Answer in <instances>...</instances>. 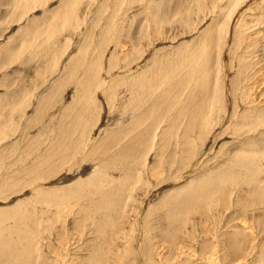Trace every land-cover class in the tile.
<instances>
[{
	"label": "rangeland",
	"instance_id": "rangeland-1",
	"mask_svg": "<svg viewBox=\"0 0 264 264\" xmlns=\"http://www.w3.org/2000/svg\"><path fill=\"white\" fill-rule=\"evenodd\" d=\"M60 1L61 0H52L50 2L49 0H47V5L46 3L44 4L45 7H39L41 4L39 2L31 3L30 1H27V6H25V9H23L24 7H21V5H17L16 0H0V65L2 63L5 64L3 66H0V118H2L0 119V211L2 209L14 208L19 203H21L20 208L24 207L25 205H28V201L31 202V200L38 196L37 194H33L34 191L42 189L43 191L47 192L50 191V189H53L52 187L56 185L64 186L67 185L68 181L71 182L73 180H76L77 178H85V176H87V172L91 168H94V170L96 171L102 169V167L105 168L102 170L108 171L109 169V172L106 171L107 173H109V177L111 174H113L111 175V177H116L115 179L118 180V177H121V174L119 172L122 173V170H125L126 164H129V162L130 165L131 162H138L139 165L137 167L146 162L145 166H141V169L138 170V172L142 173V176L140 177V174L137 175L138 179L140 178V180L136 182L139 188L135 189L134 193L136 196H134V194L133 196H131L130 193L132 192H129L128 190H126V188H124L122 191L123 195L121 196L123 197L121 198L122 202L117 209L118 214L122 215L124 209H127L128 207L129 210L126 214L130 216L131 220H135L131 221V223H135L134 228L137 229L139 227L138 223L140 226L144 225L141 224L140 221H145L144 219L147 216V210L149 209V207H151L152 209L154 204L159 202L160 200L162 202L164 198H172L173 196H175L181 188L185 187L187 182H191L195 174L198 176L209 174L210 176V174L212 175L215 170L211 173L209 171L215 169V167H217L219 164H222L223 162H234L236 158V161H240V159H242L243 156H247V154H257L254 151H257L258 147L262 150V152L264 151V141H262L261 139L264 136V40L262 39L264 33V28H262V26H264V9L253 10V8L257 7V5L259 6L262 0H220L218 1V4L220 3L221 5L218 7V9H216V11L213 12L212 10H204L203 12L197 14V24L194 25L197 30L193 32L192 36H187V39L186 34L180 33V36L176 37V40L174 38L175 31H173V34H164L165 38L163 37V39L162 36L161 39H159V36L158 38L154 37L155 35H153V27L151 25V22L149 21V7L154 6L156 14L160 21L169 20V23H172L173 21L178 22L180 19L179 16L183 15L188 21L191 22V24H193V20L191 19V17H193V13L196 10L198 0H93L90 3L86 1L87 3L85 2L81 6L82 11L80 10V12L78 13L73 12L69 15L68 23L73 26L72 28L74 30L72 31L70 29V31L66 30L65 32L68 37V44L59 43L58 46H60V48L57 47L58 49H56V51L60 49L58 52H61L60 54L57 53L58 59H56V57L54 58V61L52 59L48 61L47 58L51 52V42L55 37L56 31L61 25H63V23L66 22V17L63 18L62 15H59L60 13L63 14V12L54 10L55 7L59 5ZM77 1L80 2L81 0ZM38 3L39 5L37 6ZM85 4L88 9H86ZM34 6L38 10H36ZM83 8H85L86 11ZM28 9H30V11H28ZM33 9L35 11L31 12V10L33 11ZM232 10H234L233 13ZM22 12L23 16L21 15ZM57 12H59V14ZM81 12L83 13V15ZM55 13L56 15H54ZM20 17L21 19L18 20V18ZM34 17L39 18L38 23H41L39 25L40 30L34 38V41L36 43L31 45L29 43V36L26 37L27 42L24 41L22 44L19 43L17 41V36L19 34L18 29L20 28L22 23H24L25 21L27 22ZM245 18H255L256 20L250 23L251 25L243 26V20ZM227 28H229V32L231 34V43L229 45H226L222 49L223 39L228 33ZM235 32L237 35L235 34ZM123 33L124 35H122ZM251 34L253 38L251 37ZM4 35L12 37L13 39L15 37V39L9 40V42H4ZM203 35H207L206 39L211 36L213 40L211 42L213 44L208 45V48L210 47L211 62L209 66L210 69L208 67V75L204 77V82L209 85V91H211L209 92L211 97L209 98V100L207 99V101L210 102V105L212 102L213 105L219 108V113L217 112L216 117L218 118L217 122L214 129L210 132L211 134L209 133L208 135L209 139H206L208 140L206 142L207 144L205 142V144H199L202 145L203 150L201 151L202 153L200 152V157H195L197 161L193 158L191 160L192 163L190 162L189 164H187L190 161L189 160L186 162V165H181L174 172H168L163 169L155 170V150L157 151L159 149V147L164 143L165 139V141H168L169 139V137H165V139L162 140L163 143L161 144L160 135H162V131L168 132L166 126L169 127L171 125L170 123L172 121V114L177 107L178 110L182 106H187L190 108L191 105H185L186 103H183L182 100L180 104H177L174 101L176 94H169V104L171 103L170 106L172 111L170 110V113L168 112L163 118H158L156 113L152 114L151 118L155 117L160 123H158L159 126L157 125V127H155V132H158L153 135L154 138L151 139L152 141L145 144L146 146L148 145L147 148H145L146 146L144 144L138 145V142L133 141L134 137L140 134L141 129H144L145 125H139L140 127L135 126L133 130H128L127 125L129 124V122H132L129 121L132 119H129L130 117L125 118L126 116L123 113L124 109L120 107L122 105H120L119 107L117 106L119 105L121 101L120 98L123 97V95L127 97L125 93L126 83L129 82V80L132 79L133 76L137 77L139 71L141 70V68H143V70L146 69L142 74L143 80L146 83L143 92H145L146 94L144 93L143 95L145 96H141V99L136 102V105L138 110L143 109L142 112H148L153 100L163 94V89L165 87V83H162L158 80V77L161 74L159 70V62H154V60L153 62H151V60L153 58H168L165 55V52H163L165 49H169L172 46L177 47L180 43L192 39L194 45L196 40H201V36ZM241 35H245L244 37L253 39V41L251 42L255 43V48H250L249 45L251 42L248 43L247 40ZM217 37L218 41L217 43H215ZM235 38V48H232V43ZM125 40L127 42L124 43ZM122 42L125 45H121L123 44ZM133 42H135L134 45ZM144 42H146L147 44ZM148 42H152L153 44L150 45V43ZM18 43L20 44L19 46ZM116 44L118 47L116 46ZM154 44L155 46H159L152 49ZM147 46H151L152 48L150 47V50L148 51ZM134 47L137 48V50L135 49L136 51L134 50ZM19 48L22 51L16 60H10V62L8 61V63H6L4 60H1L2 57H5L9 53L17 51V49ZM32 48L33 51L35 50L34 52L31 51ZM221 49L224 52V61L222 59V62L219 63H221L224 69V78L222 81L223 84H221L220 86L222 87L220 88V90L223 91H220L221 98H216L215 94L218 83V72H216V69L217 61L220 57H218V53H220ZM124 53L125 55H123ZM129 54L130 59L127 58L129 57ZM133 54L138 57L134 56ZM245 55L248 56L250 64H254V67H250V69H248L249 73L251 74V79H249L248 76H239V80L237 81V72H239L240 67L239 59H241V57ZM123 56H125L126 58ZM59 57L63 58L59 59ZM103 60L105 61L103 62ZM66 62L68 63L66 64ZM124 62L125 64L123 65ZM68 64L70 66H68ZM103 64L105 65L103 66ZM21 65H24L23 68H21L24 73L23 71H21V73L16 74V72L18 71L17 68H19ZM72 65L75 66L74 69H72ZM133 66H135V69ZM143 66H145V68ZM146 66L148 67L146 68ZM201 66L198 65V69H200ZM202 67L204 68V66ZM33 69L34 71H32ZM116 69L118 70V72ZM4 70L10 72H12L11 70H15L14 72L16 75L13 74L9 77L8 74H1ZM112 70L114 73L112 72ZM1 75L3 76V78ZM99 77L104 78L105 81L104 79H101ZM198 81L199 80L193 78L191 87L185 91V94L187 95L192 88V98L194 100L191 98V103H196L197 100H199L201 97V95L198 93L201 90ZM150 82H153V84H151ZM2 83L3 85H1ZM152 86L155 88L151 91V95L149 93V89ZM245 87L247 88V90H244ZM250 88L251 90H249ZM14 90L18 91L15 92ZM115 91L117 94L116 97H114ZM2 95H4V97ZM47 96H50L52 98ZM149 97L150 99L152 97L151 101ZM212 97L214 98L213 100ZM170 100L172 101L170 102ZM165 104H167V102ZM113 108H115L116 111L118 108H120V110L118 109L120 113H118V111L113 112ZM97 109L101 110V112H98L99 110L97 111ZM121 109L123 111L122 114ZM245 109L247 112L249 110L262 112L260 122L262 121L263 125H257L256 127L252 125L253 128H251V132V130H249V126H245L239 123L241 117L238 116L236 117V119L234 116H232V113L234 112H236L237 115L244 114ZM5 111H8L6 113L9 116L6 113H3ZM137 111L136 114L141 112ZM18 113L21 115H19ZM3 114L5 118H3ZM117 114L120 115L117 116ZM208 115L212 116V111L209 112ZM17 116L18 119L16 118ZM4 119L6 121H4ZM167 119L169 123L168 121H166ZM18 120L20 122H18ZM77 120L79 121V123H77ZM182 120H185V116L184 118L182 117ZM121 121L123 123H121ZM67 122L75 124L66 125ZM236 122L239 124H237ZM155 125L156 124H154V126ZM77 126L79 130H76V132L74 131L71 133H64L63 129H76ZM107 126L110 128L112 127V129H108ZM99 127L102 130L99 129ZM123 128L126 129L122 131L121 129ZM158 128L160 129L158 130ZM174 129L177 130L178 127H174L171 131L172 133H169V135L171 134L172 136L170 135L171 137L168 144L170 145L171 142H173L170 147H173V145L176 147V143L174 142L175 137L173 138V134H175L176 131ZM182 129L183 126L181 124V127H179L177 131V134H179L180 132L182 133ZM82 130H84L85 132ZM112 130H114L115 133H113ZM122 132H124V134ZM112 134L117 136L120 135V137H115L116 139L114 138L112 140V138L110 137ZM156 134L159 135V137H156ZM105 137L107 138V141L105 140ZM80 138L82 141L79 140ZM217 138L219 141L217 140ZM115 140L117 141L115 142ZM62 143L66 146H64ZM203 145L205 147H203ZM252 145L254 146L252 147ZM244 146L245 148H248L249 146L250 148H252L251 151L253 152L249 151L250 149L244 150ZM57 147L61 148L57 150ZM150 147L152 150L150 149ZM196 147L201 148V146H195V148ZM133 148H135V150H131L130 152H136H133L132 156H127L128 158L131 157V160H128L126 156L124 157L121 155V153L127 154L126 152ZM101 149L102 151H104L105 149L106 154L110 152L109 155L105 154L107 158L109 157V159L105 158L106 156H103L104 154L101 153ZM136 149L139 150L138 155L135 154L137 153ZM89 150H91V152ZM241 151L244 155L241 154ZM228 152L229 154L231 153L230 155L228 154L229 156L227 155ZM114 155H117V157L114 158ZM133 156L135 157L132 158ZM148 156L150 159L148 158ZM234 156H236L235 159ZM101 157H103L104 159H102ZM40 160H42V163L45 160V165H40ZM57 163L58 167L61 166V168H58L56 166ZM109 165H111L112 167H109ZM122 165H124L125 167ZM120 166H122V169L120 168ZM151 166L153 167L154 171H156L155 173ZM181 167L183 168L181 169ZM113 168L120 169H118L119 171L116 173L117 170L114 172ZM50 169L54 170L51 171ZM102 170H100V172H102ZM45 173H47L46 176ZM150 173L154 174H152L153 177ZM29 181L33 182L22 187V184ZM147 181L150 184L146 186ZM144 182L146 183L144 184ZM16 184L20 185L18 187L14 186ZM144 185L146 186L144 188L145 190L141 189ZM129 190L131 191V189ZM137 192L139 193V195ZM125 195L127 199H125L126 197L124 198ZM233 197L234 195L232 196V198ZM85 198L88 199L87 197ZM123 199L127 200V202H125V200ZM128 204H130V206ZM134 208H136L137 211ZM131 210H133L134 212H132ZM129 212L136 213L129 214ZM137 214H139V217L137 216ZM76 216L78 215L69 216L68 220L70 222L73 218L78 220L77 218L80 216ZM70 217L72 218L70 219ZM133 217H135V219ZM136 219H140L137 224ZM158 219H160V216H154L152 222H156ZM75 228L77 229L78 227L76 226ZM134 232L136 233L135 230ZM140 237H142L141 233ZM190 237H193L192 234L190 235ZM258 237L260 241L264 240V232L260 233ZM162 239L163 238H161L160 240ZM43 241L44 243L42 244V249L43 253H46L48 251L45 248V239H43ZM162 243L166 250L171 249L169 243L163 241ZM133 244L136 247L135 240L131 243V246ZM194 244H196L195 241ZM73 248L74 247L72 246V252ZM75 249H77V247ZM131 251L127 256L126 262H132L133 260L135 261V259L132 258L133 255ZM178 251L184 252L186 251V247L180 243V248ZM240 260L241 263H243L245 259L241 258Z\"/></svg>",
	"mask_w": 264,
	"mask_h": 264
},
{
	"label": "bare ground",
	"instance_id": "bare-ground-1",
	"mask_svg": "<svg viewBox=\"0 0 264 264\" xmlns=\"http://www.w3.org/2000/svg\"><path fill=\"white\" fill-rule=\"evenodd\" d=\"M27 1L28 2L30 1L31 3L39 2L41 3L39 7H42L44 6L47 0H16V3L17 5H21V7H24L23 9H25V6H27ZM49 1L51 2L52 0H49ZM86 1L90 3L93 0H84V1L81 0L80 2H78L77 0H61L59 5L55 7L54 9L55 11L63 12V14L61 13L59 14V12L57 13L59 15H62L63 18L66 17V22L63 23V25H61L56 31L55 37L53 38L51 42V52L47 58L48 61H50V59L54 61V58L56 57H57L56 59H58L57 53L58 54L61 53V52L60 53L58 52L60 49L56 51V49L60 48L58 44L59 43L66 44L68 42V37L65 33L66 30L67 31H70V29L72 31L74 30L72 28L73 26L68 23L69 15L73 12L75 13L80 12L81 6ZM218 1L220 0H198L197 5H196V10L193 13V17H191V19L193 20L192 22L193 24H191V22L188 21L186 17H184L183 15L179 16L180 19L178 22L173 21L172 23H169L168 22L169 20L160 21L156 14V10L154 6H150L149 7V13H150L149 21L151 22V25L153 27V35H155L154 37L158 38L159 36L160 37L159 39H161V36H162V39H163V37L165 38L164 34L165 35H168V33L173 34V31H175V36H174L175 40H176V37L180 36L179 35L180 33L186 34V37L187 36L189 37V35L192 36L193 32L197 30V28H195L194 26L197 24L196 23V19L198 18L197 14H199L200 12H203L204 10L206 11L212 10L213 12L216 11V9H218V7L221 5L220 3L218 4ZM39 3L37 4V6L39 5ZM259 6L257 5L258 8L255 7L257 9L253 8V10L264 9V0L261 1ZM86 9H88L87 6H86ZM28 11H30V9H28ZM34 11H35L34 9L33 11L31 10V12H34ZM233 11L234 10H232V13ZM21 15L23 16V12ZM54 15H56V13ZM19 19H21V17L18 18V20ZM38 19L39 18L34 17L33 19H30L27 22L25 21L24 23L21 24L20 28L18 29L19 34L17 36V41L19 43L22 44L24 41L27 42V38H26L27 36H29L30 38L29 43L31 45L36 43L34 41V38H35V35H37L38 31L40 30L39 25L41 24V23H38ZM255 20H256L255 18L254 19L245 18L243 20V23H244L243 26L251 25L250 23L254 22ZM262 28H264V26H262ZM227 30H228V33L226 32L227 35L223 39L222 49L226 45H229L231 43L230 41L231 34L229 32V28H227ZM122 35H124V33ZM241 36L244 37L245 35L244 36L241 35ZM206 37L207 35L201 36V40H196L194 45L192 42L193 39L186 40L183 43H180L178 46L176 45L177 47L172 46L169 49L168 48L165 49L163 52H165V55L168 58H165V59L163 58L154 59L153 58L151 60V62H153V60L154 62H159V70L161 74L159 75L158 80L162 83H165V87L163 89V94L153 100L148 112L147 111L142 112L143 110L142 108H141L142 110H138L137 105H136V102L139 99H141V96L145 93L143 92V89L146 83L143 80L142 74L145 72L146 69L143 70V68H141L138 76L137 77L133 76L132 79H130L129 82L126 83L125 93L127 97L122 94L123 97L120 98L121 101L119 100L120 103L122 104L119 103L117 107L122 105L120 107L124 109L123 110L124 112L121 109V114L123 112L124 115L126 116L125 118L130 117L129 119H132V120H129V121H132L131 123L130 122L129 124L126 123L128 124L127 125L128 130H133L135 126L140 127L139 125H145L144 129H141L143 126L140 128L141 132L139 135H136L134 137L135 140L133 139V141L138 142V145H141V144L145 145L147 143H150V141H152L151 139L154 138L153 135L156 132H158V131L155 132V129H156L155 127H157V125L159 126L158 123L160 122L155 117L151 118V116L152 114L156 113L158 118L159 117L163 118L171 110V106H170L171 103L169 104V94L171 93L176 94L175 99H174L175 103L180 104L182 100L183 103L184 102L186 103L185 105H188V106L191 105V107L189 108L187 106H182L181 104L182 107L180 109L177 110L178 108L177 107L174 113L173 114L171 113L173 115L172 121L170 123L171 125L169 127L166 126V128L168 129V132L162 131V135H160L161 144L163 143L162 140L165 139V137H169L170 139L172 135L170 134L171 135L170 136L169 133H172L171 131L174 127H178L179 129V127H181V124L183 126L182 133L180 132L179 134H177L178 129L177 130L174 129L176 131H175V134H173L174 135L173 138L175 137L174 142L176 143V147L174 145L173 147L172 146L170 147V145H172L173 142H171V144L169 145L168 138H167L168 141H165L166 140L165 139L164 143L162 145L160 144L161 146L159 147V149L156 147L158 150L157 151L155 150L156 153L154 155L155 157V165H154L155 168L154 169L155 170L163 169L168 172H174L181 165L182 166L184 164L186 165V162L190 160L187 163L189 164L193 158L197 161L195 157L199 156L200 152L203 150L202 145H199V144H203L204 142L206 143L208 141L206 139L208 138L209 133L214 129L215 124L217 122L218 118L216 117H217V112L219 111V108L213 105L212 102L210 105V102L207 101V99L209 100V98L211 97L209 93L211 91H209V85H207V83L204 82V77L208 75V67L210 66V62H211L210 47L208 48V45L213 44L211 43L213 41L211 36L208 37L207 39ZM218 37L215 43H217ZM251 37H252V34H251ZM4 38H5L4 42H9V40L15 39V37L13 39L12 37H8L7 35H4ZM244 38L247 40L248 43L253 41V39H249L248 37L247 38L244 37ZM262 39L264 40V33H263ZM170 41H171V38H170ZM235 41H236V38L234 39L232 43V46H233L232 48H235ZM125 42L127 41L125 40L124 43ZM135 42H133V45ZM19 43H18V46L20 45ZM124 43L121 45H125ZM148 43H150V45L153 44L152 42H148ZM135 45H138V44H135ZM158 46H155V44L153 48L151 46L149 47L147 46L148 48L147 50L149 51L150 47L154 49V47H158ZM249 47L255 48V43L251 42ZM33 48L31 51H33ZM135 49L137 50L136 47H134V50ZM222 49L220 53H218V57L219 56L220 57L217 61V69H216V72H218V83H217L216 94H215L216 98H221L220 91H223V90H220V88H222L220 86L221 84H223L222 81L224 78V69L221 63H219V62H222V59H223L224 52L222 51ZM118 50H117V53H118ZM21 51L22 50L19 48L17 49V51L9 53L5 57H2L1 60H4L6 63H8V61L10 62V60H16L19 57ZM120 51H121V48H120ZM123 55H125V53ZM61 58L63 57H59V59ZM127 58L130 59V54H129V57ZM104 61L105 60H103V62ZM239 61H240V64H239L240 67H239V72H237V76H238L237 81L239 80V76H248L249 79H251V74L249 73L248 69H250V67H254V64H250V61L247 55L242 56L241 59H239ZM125 62L123 63V65L125 64ZM67 63L68 62H66V64ZM3 65L5 64L2 63L0 66H3ZM104 65L105 64H103V66ZM198 65L200 66L202 65L204 66V68L201 66V68L198 69ZM21 66L17 68L18 71L16 70L17 71L16 74L21 73V71H23L21 68H23L24 65H21ZM68 66L70 65L68 64ZM12 67H15V66H12ZM74 67L75 66L72 65V69H74ZM133 67L135 69V66ZM143 67L145 68V66ZM147 67L148 66H146V68ZM11 71L12 72L4 70L1 74H8V76L10 77L11 75L15 74L14 72L15 70L14 71L11 70ZM32 71H34V69ZM113 73H112V76H113ZM102 77H99V78L104 79ZM193 78L199 80L198 81L199 87L201 89L198 92L201 95V97L199 100H197L196 103H191V100L193 99L192 98V88L189 94L187 95L185 94V91L191 87V82ZM1 80H4V79H1ZM102 83H103V80H102ZM150 83L153 84V82H150ZM1 85H3V83ZM207 86H208V91H207ZM154 88L155 87L152 86L149 89L150 94L152 93L151 91ZM251 88L249 90H251ZM244 90H247V88L245 87ZM116 95L117 94L115 91L114 97H116ZM122 95H119V96H122ZM2 96L4 97V95ZM47 97H50V96H47ZM213 99L214 98L212 97V100ZM171 101L172 100H170V102ZM166 102L167 104H165ZM148 103H149V100H148ZM115 108H113V112L116 111ZM99 109H97V111ZM118 109L120 110V108ZM136 111L137 112L141 111V112L136 114ZM211 111H212V116H209L208 113ZM6 112L8 111H5L3 113H6ZM98 112H101V110H99ZM118 113L120 112L118 111ZM261 114L262 112L260 111L249 110L247 112L245 109L244 114L237 115L236 112H234L232 113V116H234L235 118L238 116L241 117L239 123L245 126H249V130H251V128H253L252 125L254 127H256L257 125L258 126L263 125L262 121L260 122L261 116H262ZM119 115L120 114H117V116ZM18 116L16 117L17 119H18ZM184 116H185V120L183 121L182 117L184 118ZM3 118H5V116ZM4 121L6 120L4 119ZM125 121H128V120H125ZM166 121H168V119ZM18 122L20 121L18 120ZM77 123H79L78 120H77ZM121 123L123 122L121 121ZM73 124L75 123H68V122L66 123V125H73ZM154 124L156 125L154 126ZM108 126H111V125H108ZM109 128L110 127H108V129ZM99 129L101 128L99 127ZM110 129H112V127ZM125 129L126 128H123L121 130L123 131ZM159 129L160 128H158V130ZM63 130H64V133H71L74 131L76 132V130H79V129L77 126L76 129L68 128V129H63ZM112 132L115 133L114 130H112ZM0 133H1V129H0ZM122 133L124 134V132ZM110 137L113 140L115 137L116 138L120 137V135L117 136V135L112 134ZM156 137H159V135H157ZM213 137H214V134H213ZM81 138L79 140H81ZM261 139L262 141H264V136ZM105 140L107 141V138ZM116 141L117 140H115V142ZM220 143H223V142H220ZM147 146L145 148H147ZM195 146H198V147L201 146L202 149L197 148V147L195 148ZM253 146L254 145H252V147ZM203 147L205 146L203 145ZM250 147L248 146V148H245L244 146V150L250 149L249 151H251L252 148ZM60 148L61 147L59 148L57 147V150ZM131 150H135V148L128 150L126 152L127 154L121 153V155L124 157L126 156V158H128L127 156H132V153L136 152V151H133L131 153L130 152ZM89 151L91 152V150ZM100 151L102 154H104L103 156L110 154V152L106 154L105 149L104 151H102V149ZM254 152H256L257 154H252V153L247 154V156H243L242 159H240V161H236L237 160V158L235 159V157L237 156L236 155L234 156V159L236 162L235 161L234 162H223L222 164H219L217 167H215V169L213 170L209 169L210 173L215 170V172L212 175L210 174V176L209 174L203 175V176H198L195 174L191 182L190 181L189 183L187 182L185 187L181 188L175 196H173L172 198L170 197L164 198L162 202L160 200L159 202L154 204L152 209L151 207H149V209L147 210V216L144 219L145 221H143L144 223L140 221V223L144 225L140 226L138 223L139 227L136 225L138 227L137 229L134 228L135 223H131V221H135V220H131L130 216L126 214L129 210L128 207L127 209H124V211L122 212V215L118 214L117 209H118V206H120L122 202L121 198L123 197L121 196L123 195L122 191L124 188H126V190H128L129 192H132L130 193L131 196H133V194L134 196H136L134 193L135 189L138 188L136 182L140 180V178L138 179L137 175L140 174V177L142 176V173L138 172V170L141 169V166L144 167L146 162H144L143 164L141 162L142 165L140 164L141 165L139 166L140 168L137 167L139 164L136 161H135L136 163L131 162V165L129 162V164H126V167L122 165L125 167V170L124 171L122 170V173L119 172L121 174V177H118V180L115 179L116 177L115 178L111 177V175L113 174H111L109 177L108 175L109 173H107L109 172V169L108 171L102 170V169H105L104 167H102V169H100L102 170V172H100V170L96 171L94 170V168L93 169L91 168L87 172L86 174L87 176H85V178H77L76 180H73L71 182L68 181L67 185H64V186L56 185L52 187L53 189H50V191H47V192L43 191L42 189H38L37 191L33 192V194H37L38 196L34 198L33 200H31L32 203L28 201L27 202L28 205H25L24 207H21V208H20L21 203H19L14 208L2 209L0 211V264H135V263L136 264H160V263L161 264H264V240L260 241L258 237L260 233L264 232V174H263L264 173V151L262 152V150L258 147L257 151H254ZM242 153L243 152L241 151V154ZM55 154H58V153H55ZM135 154L138 155L139 150H137V153ZM228 154L229 152L227 153V155ZM115 157H117V155H114V158ZM134 157L135 156H133L132 158ZM101 158L104 159L103 157ZM105 158H107V156ZM107 159H109V157ZM129 159L131 160V157L128 158V160ZM41 161L42 160H40V162ZM40 165H45V160L43 163L41 162ZM56 166L58 167V163ZM122 166H120V168ZM109 167H112V166L109 165ZM58 168H61V166ZM151 168L153 169L152 166ZM182 168L183 167H181V169ZM118 169L113 168L114 172L117 170L116 173L119 171ZM50 170L53 171L54 169H50ZM136 171L138 172V174ZM155 172L156 171H154V173ZM46 174L47 173H45V176ZM150 174L152 175L153 173H150ZM32 182L33 181L26 182L22 184V187ZM145 183L146 182H144V184ZM148 184L150 183L147 181L146 186ZM19 185L20 184H16L14 186L18 187ZM146 186L144 185L141 189H144ZM129 189H131V191ZM137 191H140V190H137ZM233 195L234 197L232 198ZM85 197H87L88 199H86ZM125 197L126 195L124 196V198ZM125 199H127V197ZM125 202H127V200H125ZM128 205L130 206V204ZM134 209L137 211L136 208ZM131 211L134 212L133 210ZM135 213L129 212V214H135ZM75 215H78L80 217L76 216L78 217L77 218L78 220L73 218L70 222L68 220L69 216H75ZM138 215L139 214H137V216ZM154 216H160V219H158L156 222L154 221L152 222V219L154 218ZM71 218L72 217H70V219ZM133 218L135 219V217ZM136 220H137L136 221V224H137V222L140 219H136ZM76 226L78 227L77 229L75 228ZM134 230L136 231V233L134 232ZM140 233L142 237H140ZM191 234L193 236L192 238L190 237ZM161 238L163 239L160 240ZM43 239H45V246H46L45 248L48 251L46 253H43V249H42L43 248L42 244L44 243ZM134 240H135L136 247L134 246V244L131 246V243L134 242ZM162 241L169 243L171 246V249L166 250L165 247L163 246ZM194 241L196 242V244H194ZM180 243L186 247V251L184 252L178 251L180 248ZM72 246L74 247L73 252L71 251ZM76 247L77 249H75ZM130 251L133 255L132 258L135 259V261L133 260L132 262H129V261L126 262L127 256ZM189 255H192L193 257ZM241 258L245 259L243 263H241V260H240Z\"/></svg>",
	"mask_w": 264,
	"mask_h": 264
}]
</instances>
